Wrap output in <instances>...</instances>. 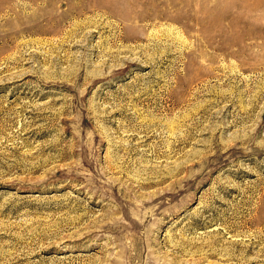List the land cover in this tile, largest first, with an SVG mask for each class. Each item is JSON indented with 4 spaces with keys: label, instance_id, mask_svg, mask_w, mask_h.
Segmentation results:
<instances>
[{
    "label": "rangeland",
    "instance_id": "obj_1",
    "mask_svg": "<svg viewBox=\"0 0 264 264\" xmlns=\"http://www.w3.org/2000/svg\"><path fill=\"white\" fill-rule=\"evenodd\" d=\"M0 264H264V0H0Z\"/></svg>",
    "mask_w": 264,
    "mask_h": 264
}]
</instances>
